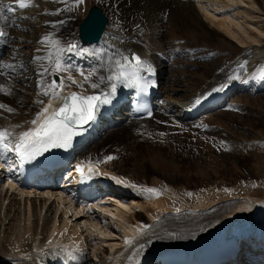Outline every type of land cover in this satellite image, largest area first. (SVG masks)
Masks as SVG:
<instances>
[{"label":"bare ground","instance_id":"bare-ground-1","mask_svg":"<svg viewBox=\"0 0 264 264\" xmlns=\"http://www.w3.org/2000/svg\"><path fill=\"white\" fill-rule=\"evenodd\" d=\"M37 1L40 3V11L36 15L34 13H29L31 11H35L34 6ZM92 2L97 4L99 8L101 7L104 9L105 13L108 14V18H106L109 19V23L107 22L98 44L90 43L84 46L79 44V47L87 48L89 50L95 49L98 52L102 50L105 55H111L112 50L109 45H114L116 48L121 49L129 56H131L132 53H137L140 55L142 60L147 62L150 60L148 63L151 64L153 73L148 76V78L155 79L157 83L161 80V83L159 82L161 87L159 88L158 85L157 90L154 92L153 101L155 111L153 115L158 117H169L175 123L180 124L186 121H192V118L201 115L202 112L209 111L212 106H210L211 102H214L223 94H228V92L219 87V84L221 82L224 83L222 85L229 86L231 84L228 74L232 71V69L228 66H222L220 69H217L220 70V72H215V74L212 75L211 80H209L204 87L199 89L198 92L191 93L190 97H187L184 92L185 90H179V87L182 85H180V80L172 76L169 72L167 73V66L160 61V57H155L151 54V52L148 57L149 60L145 58L146 54L144 53L142 43L146 38H149L148 40L151 44L146 47L145 51L155 50L157 52H162V58L167 59V57L163 55L164 48L161 47L162 44L158 37L154 35L153 38V34H147L149 28H152L156 35L164 32V34L171 37L174 47L169 51L170 55L173 52L174 55L179 53L180 45L179 40L177 39L176 29L182 25L196 26L205 29L203 22L207 21L209 24L215 25L219 27V29L221 28L224 32H228L232 35V37L238 40V42L244 45L245 43L252 41L259 42V35H264V28L261 29L259 27H255V30L258 33L257 36L242 27L238 21H235L233 16L230 17L224 11H216V8L231 9L233 5L243 3L246 5L247 9L238 7L237 10L240 12L239 15H243L244 17L252 15V18L259 19V15L264 17V7L256 2V0H250V2H245L244 0H92ZM4 3L6 5L11 4L16 8L14 14L9 13L8 15L11 20H15L19 27L7 29L9 32V39L7 42L0 40V65H15L20 62H25L29 69L24 76L13 73L12 76H15V79L7 74L5 76H0V78L4 81V83H0V85H4L5 87L11 86L14 93L13 95H6L5 93L0 92V103H4L15 109V112L13 113H8L3 110V115L0 117V128H12L17 125L15 119L18 117V113L24 114V118L31 121L35 118L36 114L42 107V105L35 103V101L44 100L47 103L50 99V97H45L43 95H38L34 98L29 96L31 92H37V94L40 92V88L37 86V81L41 79L36 74L38 66L37 64L31 63V58L33 55L47 56L50 52L53 54L56 52V49L53 48L51 44L41 46L37 43V41L43 36L51 33L53 35V39H59L61 46L66 48L67 43L72 41V38L76 37L77 33L75 32V36H68L61 39L58 37L59 35H56L57 33H54L55 28L52 27V25L56 24L58 20L63 19H65V23L63 25L67 24V27H69L72 24V15L75 14V12L74 10L68 11L67 8L73 7V0H68L67 5L62 2H58V0H34L33 6H30L27 9H20L12 3V0H4ZM57 9L61 10L59 15H49V13L56 12ZM38 21H40V23H38ZM260 21L258 20V22ZM127 23L132 25L131 29L133 35L137 36V42L127 41L125 39V36L128 35V32L125 33L127 30ZM136 24L140 25L139 29L135 28ZM232 26L236 28V31L232 30ZM39 27L44 30L40 32L39 35L35 36L34 32H39ZM150 38H152V41H150ZM121 40H123V43H121ZM246 40H248V42H245ZM37 47L41 48L39 53L35 52ZM249 47L250 45L246 44L243 49L241 48L242 51H244V54H241L238 62L242 63L241 59L244 55H247L246 49ZM13 49L17 51H14ZM255 49L257 48L255 47L254 50ZM187 54L192 55L191 51ZM60 56L62 63L67 60L68 63L78 67L82 66L91 69L93 66L97 65V60L94 57L89 56L87 53L84 55H77L75 52H64L61 53ZM157 62H159V64H157ZM43 63L46 65L50 64L51 61L45 60ZM157 65L160 67H157ZM5 71L7 73L9 70ZM19 71L20 70L17 69V72ZM52 74L46 75L44 79L47 82H50ZM99 74L104 73L101 72ZM141 74L147 75L146 73ZM222 79L224 81H220ZM66 83L69 84V86L65 88L62 93L63 95H66L71 91H82L75 85H71L70 82L66 81ZM12 86L14 88H12ZM213 88L219 90L212 92L211 90ZM131 89L132 88L124 87L122 84L118 85L116 98L113 102L111 104L100 106L94 121L83 127L85 132L90 133V137L85 145L94 136H102L105 135V133L109 135V133L113 130H107V132L105 130L110 126H116V123H135V118H133L130 106H125V99L129 98ZM85 90V94H94L93 90L88 88L87 84L85 85ZM230 90L231 89H229V91ZM98 91L99 90H97V92ZM225 95L223 98H225ZM200 97H203L201 102L199 104H195V100ZM119 100H123V103L111 111V114L109 115L110 118H106L99 113L100 109L114 105L118 103ZM26 101H28V103H32L31 109L29 110L25 108ZM58 106L59 102H55L53 104L54 108ZM108 110L110 111V109ZM113 113H115V115ZM199 123L202 124L201 121ZM29 127L30 125L28 123L27 127L21 131L27 130ZM21 131L20 128H14V133H19ZM94 132H96V134H94ZM80 147L81 146H78L72 151L69 161L71 167L66 170L64 169V171L68 172L70 175L66 173L64 179L69 176L75 178L74 182H76L78 178L81 179L80 174L76 171V168L82 161L87 162L88 160H91L93 163L96 161H105V156L107 154L104 155L103 159L99 160L90 154L89 157L87 151L83 150L84 147L77 152V149ZM3 160H5L3 167H5L9 173H0L2 178L6 177L5 184L2 182V186L0 188V264H152L160 260V258L167 252L172 254V250H178L181 247L196 245L200 246V248H207L209 245L212 246L211 248H214L216 245L221 246L223 242L221 240V234H223L221 226L224 224L226 219L229 221H238L237 228L234 229H237V231L241 234V238H246L255 233V225H264V197L249 198L247 196L241 198L240 201H236V199L230 200L227 198L229 200L228 202L223 203L224 200L219 201L217 203L219 206L209 210L204 219L199 216L202 219L193 227L188 228L189 230L187 232L189 234L186 238L173 241L168 239V236L173 234L159 232L155 230L156 226L153 225V228L152 224H149V221H145L143 217L141 218L139 215H132L124 211L123 207L127 208L128 211L132 208L124 205V203L118 199L114 200V204H112V206L116 208L112 211L113 215H111L119 218L124 223V226L119 232L121 235L118 233L116 236H119L120 238L123 237L122 242L124 241L123 239L126 238L132 240V244L131 246H128L124 241L121 248L117 249L115 252L113 248H115L114 244L116 243L109 244V252L102 253L103 257L98 262L93 260L91 261V259L90 261H87L83 251L84 244L81 239V234L79 233H81L82 228H85V231H93L92 229L96 228L98 224H106L102 211L96 218L91 216L90 208L88 207L89 204H87L88 202L85 203L82 202L83 200H75V193L73 192L65 195L64 198V193L62 191L57 193L51 192V186L41 187L31 184L30 190L22 189L19 183L22 180V177L19 176L20 170L17 169L18 158L16 157L14 151L5 153V158ZM9 160L11 161V166H9V163L6 162ZM73 168L74 174L69 172ZM104 168H107L110 172L116 173L117 175H112ZM98 169L99 179H94L95 177L92 178L93 176H91V178L86 177L81 179V182L83 183H93L90 194L95 192L96 187H101L100 184L102 181L110 187L117 185L118 187L115 188V190L122 191L123 194H128V191L132 190L130 185L124 182L117 183L116 180L112 179V177H116L121 180L124 179L122 177L123 174L119 171V167L118 165H115L114 161L102 162L98 165ZM85 172H87L86 167ZM96 183L100 184L97 185ZM142 192L147 196L146 204L143 207L140 205L138 207L144 209V211H182H173L174 209L168 208L169 206L167 204V200L171 199L174 194L166 192V190L163 193H159V196H154L144 191ZM85 193L88 195L87 192ZM52 194L60 202L63 201L62 198L67 200L69 205H67V207H61L63 209L65 208L63 215H61L62 213H59L60 204H57L59 201H54V203L48 202L49 197H51ZM31 195L34 196L32 197ZM31 197L33 198L32 200H30ZM5 199L6 202H4ZM93 199L100 200V198L97 199V197H93ZM94 202L93 205L95 204V206H98L96 201ZM64 204L65 202L63 205ZM204 207V204H200L196 206V208L191 209V211L196 213V215H199L205 210V208L207 209V207ZM106 209V207H100L99 205V210ZM68 213H70V216H68ZM83 213L85 216H83ZM228 213L231 215L226 216ZM71 215L72 218L69 220L68 217H71ZM154 216L152 217L154 218ZM71 220L74 222L70 225L69 223ZM147 225H150V229L148 228L149 230L142 227ZM230 229H232V227H230ZM138 230L141 231L140 233H143V235H135L134 232ZM125 233H129L130 236L125 237ZM104 235L108 237L114 236L111 232H109V230L104 232ZM236 241L237 239L233 241V244H235ZM239 243L240 244L237 246V249L240 251L244 244L241 241H239ZM141 244L144 245V248L142 251L137 253V249ZM252 245L254 244H250L248 246L251 247ZM69 255H71V259L69 258ZM130 256L132 257L131 260L128 259ZM254 258L252 257L247 261L243 260V262L241 261V264H264V254L261 255V251L255 252ZM213 264H240V260L238 255H233L224 258L223 260L214 262Z\"/></svg>","mask_w":264,"mask_h":264},{"label":"rangeland","instance_id":"rangeland-1","mask_svg":"<svg viewBox=\"0 0 264 264\" xmlns=\"http://www.w3.org/2000/svg\"><path fill=\"white\" fill-rule=\"evenodd\" d=\"M244 1L250 2V0ZM256 2L264 7V0H256ZM92 4L97 5L92 0H85L83 5L78 8L74 7L75 14L72 15V24L67 27V24L56 23L57 27L54 29V33H57L56 35H59L58 37L61 39L75 36L80 21L85 17ZM238 7L247 9L246 5L241 3L233 5L231 9L216 8V11H224L230 17L233 16L235 21H238L242 27L258 36L255 27L264 28V17L261 15H259V19L252 18V15L244 17L239 15ZM34 10H30L29 13L36 15L40 11L38 1L35 3ZM102 10L105 13L104 9ZM105 14L108 18V14ZM258 20L261 21L258 22ZM203 24L205 29L189 25H182L176 29L180 45L179 53L176 55H174V52L170 55L169 52L174 47L171 37L164 34V32L156 35L154 30L149 28L147 34H153V38L154 35L158 37L162 44L161 47L164 48L163 55L167 59L162 58V52L145 51L146 47L151 44L149 38H146L142 43L144 53L148 54V57L151 52L155 57H160V61L168 68H166L167 73L169 72L180 80V85H182L179 90H185L187 97L204 87L215 72H220L217 69L222 66L230 67L233 72L231 71L228 75L237 77L234 80L231 79L230 83H233V88L224 100L218 101L216 106L210 108L209 111H204L201 115L193 118L192 121L180 124L175 123L169 117L154 115L147 120H135L133 124L116 123V126H110L105 130L106 132L107 130H113L109 135L105 133L102 136H94L85 145L84 150L87 151V154L95 156L99 160L108 152L113 153L115 155L113 161L115 165H118L119 171L130 181L135 184L139 183L138 188L132 187V190L128 191L130 194L133 193L132 196H121L113 193L112 189L102 190V187L98 188L95 194L101 198L100 202L105 204L106 210H99V205H91L89 198L84 193H76V196H80L78 200H83L82 202L85 203L89 202L87 204H89L91 216L96 218L102 211L106 223L98 224L96 228L92 229L93 231H85V228L81 229L79 234H81L84 244L83 251L87 261L91 259V261L98 262L103 257L102 253L109 252V244L116 243L114 244L115 248H113L114 252L124 244L125 240L122 242L123 237L116 236L122 230L124 223L116 216H112V211L116 208L112 206L114 200L119 199L124 205L131 207L132 209L129 211L125 207L123 209L129 214L143 217L145 221L152 224L153 228L156 226L155 230L173 234L168 236V239L176 241L186 238L189 234L187 232L188 228L196 225L202 218L204 219L209 210L218 207L217 203L219 201L224 200L223 203H226L229 201L227 198L240 201L241 198L247 196L249 198L264 197V35H259V42L245 41L248 42L245 45H250V47L246 49L247 55L242 57L241 63L238 60L241 54H244L242 49L245 45L221 28L219 29V27L211 25L207 21H204ZM131 28L132 25L127 23L125 33L128 32V35L125 36V39L137 42V36L133 35ZM235 29L232 26V30ZM38 30L39 32H34L35 36L39 35L44 29L39 27ZM150 41H152V38H150ZM255 47L257 49L254 50ZM189 51L192 55L187 54ZM146 55L145 58L149 60ZM157 67L160 66L157 65ZM83 68L81 69L85 71V74L90 70L86 67ZM67 74H52L50 80H53V76L56 75L57 82H59L61 75L66 76ZM71 74L77 80L83 79L76 72ZM95 79L96 77H93V80ZM0 83H4L2 78H0ZM12 88L14 87L12 86ZM229 89L227 87L226 91ZM29 96L34 98L38 94L37 92H31ZM31 106L32 103L26 101L25 108L29 110ZM113 114L115 115V113ZM2 115L3 109H0V117ZM15 121L17 125H21V127H18L20 131L27 127L28 119L24 118V114L18 113ZM200 121L202 124L199 123ZM5 178H2V175L0 176V188L2 182L5 184ZM59 185L60 183L56 180L49 184L46 183L47 187L51 186L50 189L53 193L59 190ZM146 188H155L159 193L166 190V192L174 194L171 199L167 200L168 208L174 209L173 211H182H144L138 206L143 207L146 204L147 196L142 192ZM188 193H191V195L189 196ZM32 197L30 200L33 199ZM54 201L58 202L59 200L52 194L48 202L54 203ZM4 202H6V199ZM62 202L66 204L67 201L57 203L60 204L58 206L61 215L65 210L61 207H67L68 205H63ZM200 204H204L207 209L204 207L203 215L202 213L196 215L191 209ZM103 211L108 212L104 213ZM68 214L70 216V213ZM150 215L155 216L153 218ZM83 216H85L84 213ZM71 218L72 215L68 217L69 220ZM155 218L156 221L158 220L157 222L154 220ZM152 221H155L154 224L151 223ZM73 222L71 220L69 224L71 225ZM108 230L114 236H105L104 232ZM140 232L136 231L134 234L138 235ZM125 234L129 235V233ZM244 255L240 251L239 259L244 260Z\"/></svg>","mask_w":264,"mask_h":264},{"label":"snow or ice","instance_id":"snow-or-ice-1","mask_svg":"<svg viewBox=\"0 0 264 264\" xmlns=\"http://www.w3.org/2000/svg\"><path fill=\"white\" fill-rule=\"evenodd\" d=\"M58 2L68 4V0H58ZM84 2L85 0H73V7L78 8ZM12 3L20 9H27L33 6L34 0H12ZM73 7H68L67 10L72 11ZM15 11L16 8L11 4L6 5L4 0H0V40L4 42H7L9 39L7 29L19 27L15 20H11L8 15L9 13L14 14ZM60 11V9H57L56 12L49 13V15H59ZM57 23L64 24L65 21L59 20ZM52 27L56 28L57 25L53 24ZM135 28L139 29L140 25L136 24ZM37 43L41 46L51 44L56 49L55 54L50 52L47 56L33 55L31 58V63L37 64L38 69L36 74L41 78L37 81V86L40 88L38 95L50 97V99L47 103L44 100L35 101V103L42 105V107L35 118L27 122L30 125L27 130L14 133V128L21 127V125H15L12 128H0V160L5 158V153L14 151L20 163L23 164L26 161L34 160L50 149H67L71 146L73 137L79 134L77 129H83L84 125L94 121L100 106L113 102L116 98L118 85L122 84L126 88H136L141 93L146 92L149 87L153 86L152 81L148 79V76L153 73L151 64L142 60L135 53L129 56L114 45H109L112 50L111 55H105L102 50L98 52L95 49L80 48L76 41L68 42L65 48L61 46L59 39H53L51 33L43 36ZM121 43H123V40H121ZM40 51V47L35 49L36 53ZM64 52H75L77 55L87 53L97 60V65L93 66L85 74V71L80 70L78 66L68 63L67 60L62 63L60 54ZM45 60L51 61V69L44 65L43 61ZM17 69L20 71L17 72ZM5 70L9 71L6 73ZM28 70L25 62L15 65H0V76H5L6 74L12 76L13 73L24 76ZM72 72H76L83 79L77 80L71 74ZM101 72L104 74H99ZM52 73L57 75L62 73L68 74L66 76L61 75L59 82L55 79L47 82L44 77ZM141 73H146L147 75H142ZM93 77H96V79L93 80ZM12 78L15 79L16 77L12 76ZM236 78L235 76H229L230 80ZM66 81L82 91H71L63 95L62 93L65 88L69 86ZM86 84L88 88L93 90L94 94H85ZM226 86L221 85V88ZM97 90L99 91L97 92ZM218 90L213 88L211 91L215 92ZM0 92L6 95L14 94L11 87H5L4 85H0ZM202 98H197L195 104H199ZM55 102H59V107H53ZM0 109L8 113L15 112L14 108L4 103H0ZM113 159L115 157L109 155L105 158V161H96L95 163L91 160L87 162L82 161L77 165L76 171L82 179L86 177L91 178V176L98 174V165L100 163L112 161ZM6 162L11 166L10 160ZM85 167L87 168V172H85ZM112 179L116 180L117 183L124 182L116 177H112ZM144 191L151 195L159 196V192L155 188H146ZM188 195L190 196L191 193H188ZM142 227L146 228L147 226ZM140 234L143 235V233ZM125 244L131 246L132 240L126 238ZM143 248L144 245L141 244L137 249V253L142 251ZM69 258L71 259V255H69ZM128 259L131 260L132 257L130 256Z\"/></svg>","mask_w":264,"mask_h":264},{"label":"water","instance_id":"water-1","mask_svg":"<svg viewBox=\"0 0 264 264\" xmlns=\"http://www.w3.org/2000/svg\"><path fill=\"white\" fill-rule=\"evenodd\" d=\"M107 19L101 9L91 6L85 18L78 25V36L82 42L96 43L100 39Z\"/></svg>","mask_w":264,"mask_h":264}]
</instances>
